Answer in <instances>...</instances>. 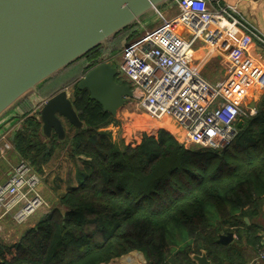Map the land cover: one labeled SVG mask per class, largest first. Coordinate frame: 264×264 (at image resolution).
<instances>
[{
  "label": "trees",
  "instance_id": "1",
  "mask_svg": "<svg viewBox=\"0 0 264 264\" xmlns=\"http://www.w3.org/2000/svg\"><path fill=\"white\" fill-rule=\"evenodd\" d=\"M68 67L43 85L42 97L70 84L76 73ZM71 101L84 126L75 127L69 154L87 162L89 171L16 242L0 239V264H103L132 251H140L146 264H195L190 254L200 250L211 264H247L264 247L254 221L264 217V93L256 115L219 151L185 146L164 128L142 133L135 146L125 144L106 129L114 118L86 89L74 84ZM28 112L13 148L38 171L53 147L40 138L38 114ZM206 211L214 214L211 222ZM227 231L234 239L218 243Z\"/></svg>",
  "mask_w": 264,
  "mask_h": 264
},
{
  "label": "built area",
  "instance_id": "2",
  "mask_svg": "<svg viewBox=\"0 0 264 264\" xmlns=\"http://www.w3.org/2000/svg\"><path fill=\"white\" fill-rule=\"evenodd\" d=\"M176 6V15L158 13L159 24L125 43L118 71L129 81L142 114L160 121L184 145L219 151L234 139L238 123L257 113L252 101L264 90V67L248 51L254 39L263 40L235 6L221 0H178ZM212 55L225 69L216 82L202 75ZM13 130L0 135L1 159L13 149ZM42 182L28 159H18L0 181V221L9 217L21 225L48 209ZM256 260H264V247L257 249Z\"/></svg>",
  "mask_w": 264,
  "mask_h": 264
},
{
  "label": "water",
  "instance_id": "3",
  "mask_svg": "<svg viewBox=\"0 0 264 264\" xmlns=\"http://www.w3.org/2000/svg\"><path fill=\"white\" fill-rule=\"evenodd\" d=\"M178 0H0V135L13 127L8 121L24 101H40L41 134L54 132L65 137L62 118L83 128L71 101V92L60 87L43 98L40 89L91 49L108 44L124 29L156 15ZM119 71L108 59L90 67L75 83L86 89L112 118L133 97L128 83L117 78ZM42 97V98H41ZM32 105L35 103L31 101ZM242 123H238L240 128ZM13 140V134L11 133ZM248 223L247 218L244 219ZM235 235L227 231L217 242L229 244ZM140 252V251H137ZM195 264H211L206 251L190 254Z\"/></svg>",
  "mask_w": 264,
  "mask_h": 264
},
{
  "label": "rangeland",
  "instance_id": "4",
  "mask_svg": "<svg viewBox=\"0 0 264 264\" xmlns=\"http://www.w3.org/2000/svg\"><path fill=\"white\" fill-rule=\"evenodd\" d=\"M174 9H176L175 13H174V11H175ZM166 11H167L168 16H167V14H165ZM177 12H178L177 6H176V4H173L171 6L162 8L160 13H162L167 18H171L174 15H176ZM147 22H150V23H148L147 26L134 25V27L136 28L137 31H140L142 34L145 29H149V27H153V26L160 23L159 14L150 15L144 21V23H147ZM121 34L119 35V37L117 35L115 38L116 44H115L114 48H116V46H118L119 50L117 49L116 51H114V54L110 60L111 65L117 69L120 68V62H121L120 51H121L122 47L125 45L126 40L124 38L127 35V33H124L123 35H121ZM199 57H201V56H199ZM217 62L219 63V65H221V67H223V65L220 63V60L217 61V59H214V60L210 59V62H208L207 65H204L202 68V75L212 82H216V81H218L224 77L225 69L224 68L221 69L218 66ZM83 74L84 73L81 70V66H79L77 69V72H76V77L74 79H72L70 84L67 86V88L70 92L73 91L74 84L77 82V80ZM118 76H120V78L123 79L124 82L129 84V81L122 75L121 72L118 74ZM69 78H67V80ZM57 85H58V83L55 84L53 87L56 88ZM33 98H38V97H33ZM31 100H32V98H31ZM32 108H33V106H31V104L29 102H26L25 104H23V112L27 111V110H29V112H30L32 110ZM129 112L135 113V115L132 114V116H131L132 118L136 117L140 120L145 121V123H147V124L156 123L155 121L149 119L148 117H146L144 114L141 113V109L136 107L135 101L132 98L127 99L126 103L118 110L116 117H119V118L123 117V113H125L124 114V117H125L128 115ZM35 114L37 115L38 113H35ZM160 125H162V124L160 123ZM74 132H75V127L74 126L69 127L67 129V138L65 141L60 142L57 140V142L51 143V145L53 147V152H52V155L49 157L48 162L45 165H43L44 168H43L42 174H41V172H39L35 169L40 176L45 178V179L43 178V182H45L46 185L52 189H56V188L60 187L62 185L61 182L66 179V187L61 188V193L66 192V190H69V189L75 187L74 183L72 182V176H71L72 165L76 167V178H77L78 183L82 180L83 176L85 174H87V172L89 171V165L87 162L86 163L85 162H79L76 158L71 157L69 154L70 139H71V136L73 135ZM40 138L44 141H47L44 136L42 137L40 135ZM48 145H49V143H48ZM185 146H189V145H185ZM10 153H11L10 150L7 151V154H6L7 160L10 157ZM15 163L16 162H14L13 165ZM11 166L12 165L5 163V167L4 168H3V166L1 167L2 169L0 170V181L4 180L7 177L6 173L10 170ZM55 205H57V204H55ZM52 209H53V206L48 208V209L47 208H44L43 210L40 209L41 211L38 210L37 212L34 213V216L32 217V219H36L37 216L41 213H43V215L47 214ZM211 212L212 211H206V215L208 216L207 217L208 222H211L213 217H214L213 212L212 213ZM21 229H23V226L18 227V225L15 224L8 217L5 220V226L0 228V239L2 241H4L5 243H9V244L14 243L21 237L20 236V230ZM126 260L127 261L129 260V262H126ZM103 264H145V257L141 252L132 251L128 254H125V255H122L118 258H115V259L109 261L108 263H103Z\"/></svg>",
  "mask_w": 264,
  "mask_h": 264
},
{
  "label": "crops",
  "instance_id": "5",
  "mask_svg": "<svg viewBox=\"0 0 264 264\" xmlns=\"http://www.w3.org/2000/svg\"><path fill=\"white\" fill-rule=\"evenodd\" d=\"M221 2L235 6L236 10L238 11V13L241 16V19L244 21V23H246L256 33V35L261 40H263V42H262L258 39H254V41L252 42V44L249 47L248 52H250V54L252 56H254L256 59H258L262 63V66L264 67V0H221ZM174 10H175L174 11V13H175L176 9H174ZM177 11H178V9H177ZM165 14H167V11L165 12ZM167 16H168V14H167ZM149 28H151V27H149ZM203 52H204V50L199 52L200 56ZM210 59H213V60L217 59V61H218V60H220V57L218 55L210 56L206 61H204L203 66L207 65V63L210 62ZM220 63H221V61H220ZM217 64L221 69L223 68V67H221V65H219L218 62H217ZM203 66H202V68H203ZM66 90L69 91L67 87H66ZM263 93H264V90L259 95H254V97H253L254 101H252L254 105L257 104V102L259 101V99L261 98ZM71 94H72V92H71ZM34 97H36V96H34ZM43 98H46V97H43ZM39 99L40 98H33L32 97V100L24 101L19 106L20 109L16 110V112H15V114L17 113L16 116H13L8 121H12L14 119L15 121H17L16 125H19L21 123V121L25 115V113L23 112V104H25L26 102H29L31 104V106H33L31 101H33L35 103V106H33L32 110L30 112H28V115L29 116L30 115H36L35 113L38 112V110H39L38 107L40 105ZM117 113H118V111H117ZM124 114L125 113H123V117H121V118H119V117L114 118V121L112 123H110V125L108 127H106V129L111 131L112 137L114 139H121L125 144H131V145L135 146V145L140 143L142 133L145 132L147 134L156 135L157 131L162 128L161 126H163V124L160 121L153 120L156 123L147 124V123H145V121L140 120L136 117L132 118L131 117L132 114L135 115L134 112H129L128 115L125 117H124ZM66 121L67 120L65 118H62V124H63L64 130H65L64 139H62V140L58 139L57 135L54 132H52L49 137L44 136L47 140V141H45L47 144L49 143V145H51V143L53 142V135H56L57 140L60 142H63L66 140L67 129L69 128V127H67V129L65 128ZM160 123L162 125H160ZM14 133H15V131L13 130L12 131L13 139H14ZM41 136L43 137L42 134H41ZM57 140H55V142H57ZM55 142H53V143H55ZM10 151H11V153H10V157L8 160H7V158L6 159L0 158V170L2 169L1 168L2 166H3V168L5 167V163H7L9 165H13V163L19 159V156L14 151V148ZM77 160L79 162H83L82 160H79V159H77ZM43 168L44 167L42 166L41 170H38L39 172H41V174L43 173ZM8 172L6 173V175L8 174ZM71 176H72V182L76 186L78 184V181L76 178V167L73 165H72ZM61 183H62V185L56 189H52V188L48 187L45 182H42V184H41L40 189H41L42 195L44 196V198L46 199V201L49 205V208L52 206H53V208L59 206V198L62 194L61 188L66 187V179L63 180ZM55 204H57V205H55ZM41 210H43V209H41ZM41 215H43V213L39 214L36 219H32V217L34 216V214H33L32 216H30L28 218V220L24 224L18 225V227L23 226V229L20 230V236L27 229L34 226V224L39 220ZM6 218H8V217H6ZM6 218H4L0 221V228L5 226ZM254 221H255V223H257L259 225L258 235L260 234V236H262L264 238V217L256 218ZM252 253H253V255H255V251H252ZM256 255H257V250H256ZM256 255H255L254 259L250 260L247 264H264V260H256Z\"/></svg>",
  "mask_w": 264,
  "mask_h": 264
},
{
  "label": "flooded vegetation",
  "instance_id": "6",
  "mask_svg": "<svg viewBox=\"0 0 264 264\" xmlns=\"http://www.w3.org/2000/svg\"><path fill=\"white\" fill-rule=\"evenodd\" d=\"M136 31H137L136 28L134 26H132V27L122 31L121 32L122 34L121 33L120 34L123 35L124 33H127V35L124 38L126 40L125 41V43H126L127 41H129V34H131V33L134 34ZM120 34H117L118 37H119ZM115 40L116 39H114L109 44L108 48L107 47L105 48V47L98 46V47H95V48L91 49L86 54H84L82 57L77 59L75 63H73L71 66H69L68 67L69 69L67 71H69V73L72 74V76H73L74 73H76L74 71H76L79 66H81V68H86V66L90 65L91 63H94V61H96V60L98 61L103 56H104L103 60L108 59V61H110L111 57L114 54L113 50H115V49L117 50L118 49L117 46H116V48H114V46L116 44ZM145 264H146V260H145Z\"/></svg>",
  "mask_w": 264,
  "mask_h": 264
},
{
  "label": "bare ground",
  "instance_id": "7",
  "mask_svg": "<svg viewBox=\"0 0 264 264\" xmlns=\"http://www.w3.org/2000/svg\"><path fill=\"white\" fill-rule=\"evenodd\" d=\"M164 122L166 123V121H164ZM126 262H129V260L128 261L126 260Z\"/></svg>",
  "mask_w": 264,
  "mask_h": 264
}]
</instances>
